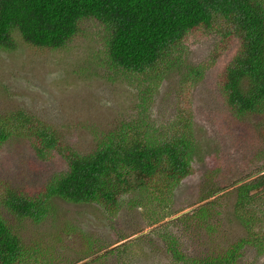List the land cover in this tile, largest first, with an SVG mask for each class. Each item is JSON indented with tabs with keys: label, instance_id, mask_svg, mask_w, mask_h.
Wrapping results in <instances>:
<instances>
[{
	"label": "rangeland",
	"instance_id": "rangeland-1",
	"mask_svg": "<svg viewBox=\"0 0 264 264\" xmlns=\"http://www.w3.org/2000/svg\"><path fill=\"white\" fill-rule=\"evenodd\" d=\"M215 26L193 33L143 73L109 63L108 32L92 19L81 21L60 49H36L18 34L14 51L0 49V117L21 110L88 154L128 127L146 124L156 137L171 133L184 111L199 147L193 172L168 195L132 180L114 213L55 198L42 222L18 223L24 242L37 249L36 264H165L171 237L187 257L215 256L247 237L241 221L250 218L264 235V184L250 191L247 215L238 218L235 210L236 188L264 171V120L236 117L224 103L218 78L238 43L219 45L225 41ZM65 169L61 155H38L26 138L0 143V181L24 194H35ZM215 189L221 190L204 199ZM119 244L123 251L102 256ZM238 264H264V251L244 245Z\"/></svg>",
	"mask_w": 264,
	"mask_h": 264
},
{
	"label": "trees",
	"instance_id": "trees-1",
	"mask_svg": "<svg viewBox=\"0 0 264 264\" xmlns=\"http://www.w3.org/2000/svg\"><path fill=\"white\" fill-rule=\"evenodd\" d=\"M89 19L108 32L109 63L126 72L142 73L155 68L168 53L178 51L193 33L216 25L214 30L226 42L219 45L227 47L233 40L238 43L218 78L224 103L236 117L250 115L264 120V0H0V49L17 48L14 34L36 49H60L79 33V23ZM12 113L0 117V143L12 137L26 138L38 155H61L66 169L31 195L0 181V264L37 263V249L24 242L18 223L42 222L53 209V199L95 203L114 213L122 195L131 189L132 180L163 197L193 172L192 161L198 156L189 114L184 111L172 122L171 133L160 138L151 136L146 124H141L110 134L88 154L66 145L55 129L34 116L21 110ZM263 184L260 174L236 188L238 218L249 213L250 191ZM220 190L211 194L207 190L204 194L209 195L204 199ZM241 223L247 237L215 256L187 257L178 250L174 238H169L166 251L170 261L165 264H238L241 249L247 244L262 254L264 235L254 231L251 218ZM122 249L125 245L119 244L102 256Z\"/></svg>",
	"mask_w": 264,
	"mask_h": 264
},
{
	"label": "water",
	"instance_id": "water-1",
	"mask_svg": "<svg viewBox=\"0 0 264 264\" xmlns=\"http://www.w3.org/2000/svg\"><path fill=\"white\" fill-rule=\"evenodd\" d=\"M264 171L260 172L259 174L263 173Z\"/></svg>",
	"mask_w": 264,
	"mask_h": 264
}]
</instances>
